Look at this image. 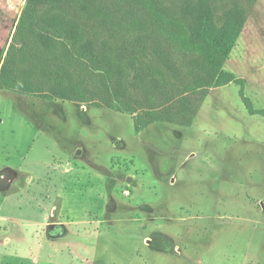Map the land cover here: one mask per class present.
Returning <instances> with one entry per match:
<instances>
[{
	"label": "rangeland",
	"instance_id": "1",
	"mask_svg": "<svg viewBox=\"0 0 264 264\" xmlns=\"http://www.w3.org/2000/svg\"><path fill=\"white\" fill-rule=\"evenodd\" d=\"M207 1L218 26L233 8L245 19L223 63L180 0L45 13L79 26V44L52 49L82 54L101 109L0 89V264H264V0ZM26 4L0 0V77L20 88L48 81L17 37ZM120 107L172 123L138 134Z\"/></svg>",
	"mask_w": 264,
	"mask_h": 264
},
{
	"label": "trees",
	"instance_id": "2",
	"mask_svg": "<svg viewBox=\"0 0 264 264\" xmlns=\"http://www.w3.org/2000/svg\"><path fill=\"white\" fill-rule=\"evenodd\" d=\"M62 0H27L25 6V17L20 21L17 37L20 44L26 47L40 60L49 64L45 67V72L40 73L48 77V81L40 80L35 86H27L21 88L16 84V79L8 80L5 78L7 74H2L0 77V89L10 91L18 95H24L32 98L39 99L40 101L52 102L56 100L80 103L83 106L86 103L93 104L92 107L99 108V103L95 100H88L86 96L87 89L85 88V80L81 76V70L76 69L75 59L82 58V54L77 51L71 52V50L58 53L52 49L54 46L52 43L57 40L61 45L68 43L74 38V41L79 44V37H76L75 29L79 28L77 24H73L74 36L71 37L68 28L71 26L60 17L55 14L51 18L45 19V13L50 14L55 12L58 4ZM182 10L185 15L191 14L197 15L196 32L195 34L199 38L200 45L206 46L204 51L211 50L216 56L220 58L223 63L235 49L237 42L245 28V19L243 18L240 10L237 8L231 9L226 14V20L222 26H218L214 19V10L207 0H180ZM93 32H89V36H94L97 30L93 27ZM37 38L40 41L43 48L37 46L35 43L33 46L29 42V38ZM87 45L93 46V40L91 38L86 40ZM131 52L128 49H125ZM126 52V51H125ZM95 56V52L91 53V59ZM90 61V60H89ZM95 60H93L94 62ZM94 66V65H93ZM96 67V66H94ZM99 69V68H97ZM104 71V70H103ZM107 74V72H105ZM46 83H50L46 87ZM204 87L203 85L198 88ZM118 108V107H117ZM200 108V107H199ZM112 110V109H111ZM121 114H131L129 111L120 107L114 110ZM131 114L135 125L136 133L143 132L150 125L157 122H170L167 119L161 118L155 120L147 126H143L140 123V119ZM189 126V124H181Z\"/></svg>",
	"mask_w": 264,
	"mask_h": 264
},
{
	"label": "crops",
	"instance_id": "3",
	"mask_svg": "<svg viewBox=\"0 0 264 264\" xmlns=\"http://www.w3.org/2000/svg\"><path fill=\"white\" fill-rule=\"evenodd\" d=\"M32 98V97H31ZM36 99V98H35ZM37 100H39V99H37ZM40 101V100H39ZM53 102V101H52ZM85 107V106H84ZM142 133V132H141Z\"/></svg>",
	"mask_w": 264,
	"mask_h": 264
},
{
	"label": "water",
	"instance_id": "4",
	"mask_svg": "<svg viewBox=\"0 0 264 264\" xmlns=\"http://www.w3.org/2000/svg\"><path fill=\"white\" fill-rule=\"evenodd\" d=\"M53 228V227H52Z\"/></svg>",
	"mask_w": 264,
	"mask_h": 264
}]
</instances>
